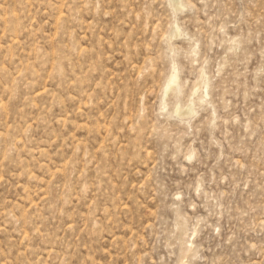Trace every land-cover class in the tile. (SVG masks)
Segmentation results:
<instances>
[{
	"label": "rangeland",
	"instance_id": "obj_1",
	"mask_svg": "<svg viewBox=\"0 0 264 264\" xmlns=\"http://www.w3.org/2000/svg\"><path fill=\"white\" fill-rule=\"evenodd\" d=\"M0 264H264V0H0Z\"/></svg>",
	"mask_w": 264,
	"mask_h": 264
}]
</instances>
